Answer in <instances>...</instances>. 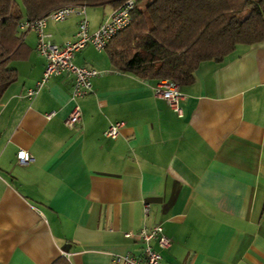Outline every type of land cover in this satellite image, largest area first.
<instances>
[{"label": "crops", "instance_id": "crops-1", "mask_svg": "<svg viewBox=\"0 0 264 264\" xmlns=\"http://www.w3.org/2000/svg\"><path fill=\"white\" fill-rule=\"evenodd\" d=\"M110 10L85 9L87 32ZM79 19L44 32L60 46ZM22 36L26 57L11 62L18 77L0 100V264H114L141 254L123 235L153 226L170 242L162 264H264V40L198 65L179 87L178 118L154 81L120 74L91 46L72 63L99 71L92 93L73 102V79L60 74L28 99L46 60L36 33ZM116 122L117 136L103 137ZM19 151L33 160L19 164Z\"/></svg>", "mask_w": 264, "mask_h": 264}, {"label": "trees", "instance_id": "trees-1", "mask_svg": "<svg viewBox=\"0 0 264 264\" xmlns=\"http://www.w3.org/2000/svg\"><path fill=\"white\" fill-rule=\"evenodd\" d=\"M125 0H0V100L22 60L18 23L65 4L117 8ZM130 22L106 44L109 65L144 81L185 87L203 62H221L237 45L264 40V0H135ZM52 264H69L58 258Z\"/></svg>", "mask_w": 264, "mask_h": 264}, {"label": "built area", "instance_id": "built-area-1", "mask_svg": "<svg viewBox=\"0 0 264 264\" xmlns=\"http://www.w3.org/2000/svg\"><path fill=\"white\" fill-rule=\"evenodd\" d=\"M134 4L135 0H125L117 8L111 9L98 28L91 33L87 32L88 27L84 5L65 4L57 6L44 12L34 20L19 22L18 28L21 32L34 31L36 33L37 42L35 51L46 60L41 80L36 83L34 88L27 90L26 97L32 99L51 77L60 74H68L73 79L70 91V99L73 102L92 93L91 82L99 75V71L85 66H76L72 63V58L86 46H91L96 51H103L106 44L111 41V38L119 31L125 29L129 24L130 12ZM71 16H78L80 18L77 22V31H75L71 39L65 41L60 46L52 43L50 35L44 32L47 23L49 21L59 23ZM152 89L153 96L165 101L171 112L178 118L182 117L179 105L183 96L177 84L168 80H159L155 82ZM73 105V108H71L63 121L64 127L71 130L81 120L79 106L75 103ZM53 115V113H50L46 118L50 119ZM122 126V122L110 124L102 134L103 137L114 139ZM16 159L19 164H27L33 160L32 156L25 151H19ZM142 205V214L146 215L149 204L143 203ZM163 234L160 226H153L152 228H140V231L135 235H131L130 233L123 235L126 239L133 236L139 243H142L141 254L140 256L116 255L113 263L162 264V256L159 254V251L166 250L170 246L169 240ZM153 243L156 245L155 247H153Z\"/></svg>", "mask_w": 264, "mask_h": 264}, {"label": "rangeland", "instance_id": "rangeland-1", "mask_svg": "<svg viewBox=\"0 0 264 264\" xmlns=\"http://www.w3.org/2000/svg\"><path fill=\"white\" fill-rule=\"evenodd\" d=\"M15 1L20 4V0H15ZM87 8H89V7H85V9H87ZM10 66L12 67V64H10Z\"/></svg>", "mask_w": 264, "mask_h": 264}]
</instances>
